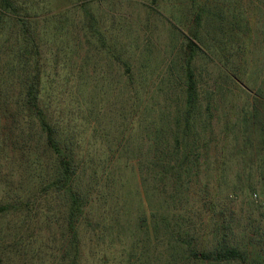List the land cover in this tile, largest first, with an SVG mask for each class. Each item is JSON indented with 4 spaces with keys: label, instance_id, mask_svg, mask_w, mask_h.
<instances>
[{
    "label": "trees",
    "instance_id": "16d2710c",
    "mask_svg": "<svg viewBox=\"0 0 264 264\" xmlns=\"http://www.w3.org/2000/svg\"><path fill=\"white\" fill-rule=\"evenodd\" d=\"M191 1L197 26L189 28L182 45V95L174 104L150 108L141 100L147 93L141 78L144 73L135 76L123 47L108 40L91 5L77 4L87 41L123 67L128 85L135 82L128 98L135 103L128 112L132 120L127 126L121 124L119 132L111 135L107 131L101 137L104 149L91 153L87 147L82 151L78 134L70 135L71 129L54 119L49 105L42 102L44 36L37 25L42 15L49 21L52 15L34 11L26 0H0V121L12 113L11 131L18 130L19 135L6 138H14L11 143L19 144L23 159L27 154L26 162L30 159L35 171L40 169L35 188L26 189L20 182L19 187L10 186L8 201L0 198V264H154L161 259L166 264H254L257 260L252 261L249 249L235 237L218 202L222 191L219 198V192H211L212 181L223 176L224 169H208L211 161L216 164L227 158L237 161L260 156L264 86L262 82L249 85L237 68H230L226 44L208 46L203 39L206 22L226 18V11L205 10L195 5L196 0ZM42 28L48 31L49 22ZM206 48L219 51V57L211 61L220 74L209 89L202 87L197 74V59ZM218 79L245 104L235 113L231 133L227 121L222 131L217 130L220 103L225 92L231 91ZM238 80L249 86V92ZM83 119L95 129L89 117ZM135 120L143 123L136 141L124 135L125 127L136 125ZM9 144L6 139L0 143V165ZM39 148L44 149L45 157L37 153ZM100 160L103 165L99 170L94 163ZM125 172L135 179L140 193L134 214L126 205L130 185ZM230 173L235 176L241 171ZM21 179L26 178L23 175ZM3 181L0 175V184ZM238 186L228 187L227 194L236 193ZM190 187L197 192L195 199L202 198V204L191 205L192 209L183 204ZM202 227L207 230L206 241L198 234ZM117 243L121 249L115 252Z\"/></svg>",
    "mask_w": 264,
    "mask_h": 264
},
{
    "label": "rangeland",
    "instance_id": "374dc122",
    "mask_svg": "<svg viewBox=\"0 0 264 264\" xmlns=\"http://www.w3.org/2000/svg\"><path fill=\"white\" fill-rule=\"evenodd\" d=\"M26 1L34 11H47L52 15L50 21L49 17L42 19V15L37 25L40 36H44L42 62H45V65L42 70L45 97L42 102L49 105L54 119L71 129L70 135L78 134L77 137L82 139L80 147L83 152L86 147L91 153L94 149L103 150L105 141L101 137L107 131L111 135L119 132L121 124L127 126L128 121L132 120L128 112L134 109L135 103L128 98L135 82L128 85L123 67L115 63L109 53L95 49L87 41V36L80 28V10L76 7L78 3L91 5L105 29L108 40L123 47L121 50L131 60L135 76L144 73V78H141L145 79L147 93L141 100L146 107L158 104L163 106L166 102L174 104L178 101V96L182 95V45L189 28L197 26L194 20L196 13L193 12L195 7L191 0ZM196 4L205 10L226 11V18L212 24L206 22L203 39L208 46L226 44L224 52L230 68H237L249 85L262 82L261 85L264 86V0H196ZM48 22L47 31L42 26ZM204 50L205 53L197 59V74L202 87L209 89L220 74L214 61H211L219 57V51L218 48ZM75 61L77 64H74ZM217 82L224 85L220 79ZM238 85L249 92V86L243 84V81L238 80ZM224 87L231 91L225 92L226 96L220 103L222 105L218 110L220 118L217 130L222 131L224 122L227 121V132L231 133L236 121L235 113L245 104L230 86ZM251 92H254L253 89ZM86 116L94 123L95 129L85 122L83 117ZM166 116L169 117V113ZM13 119L10 112L0 121V143H5V139L10 143L2 152L0 165V175L7 181L0 184V198L4 201H8L10 186L19 187L20 182H23L26 189L35 188L34 185L38 181L36 175L40 171L39 168L35 171L30 159L29 164L26 162L27 154L23 159L24 154L19 144L15 146L11 143L14 138L10 137L11 141L6 138L15 133L19 135L18 130L11 131ZM135 122L136 125L130 129L125 127L124 131V135L132 137L134 141L143 132V123L140 121L137 124L136 120ZM8 147L10 151L7 150ZM43 150L39 148L37 153L45 157ZM259 155L253 159L246 157L237 161L227 158L223 163L216 164L211 161L208 169L211 171L216 166H222L224 169V175L218 178V181H212L211 192H219V198L220 190L222 191L218 202L224 208L225 217L232 224L235 237L240 239L242 246L249 249L252 261L257 259L254 264L264 263V146ZM102 165L103 160L94 163V167L99 170ZM235 169L241 171L240 175L233 176L230 173ZM84 172L87 175L88 168L84 169ZM125 174L130 185V197L126 205L134 214L140 203V193L135 179L129 172ZM23 175L26 178L24 180L21 179ZM9 182H13V185ZM233 185H239V188L236 187V193L228 195V187ZM194 190V187H190V196L183 202L190 208L191 205L202 204V198L195 199L197 192L194 194ZM195 218L196 216L193 217L194 220ZM202 218L207 220L206 216ZM203 229L204 227L198 234L206 241L209 237L207 230ZM113 248L117 252L121 246L117 243ZM118 263L119 261L109 262ZM154 264L166 262L161 259ZM185 264L212 263L188 261Z\"/></svg>",
    "mask_w": 264,
    "mask_h": 264
}]
</instances>
